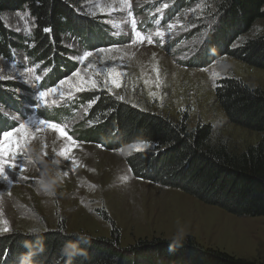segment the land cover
<instances>
[{"label": "rangeland", "instance_id": "rangeland-1", "mask_svg": "<svg viewBox=\"0 0 264 264\" xmlns=\"http://www.w3.org/2000/svg\"><path fill=\"white\" fill-rule=\"evenodd\" d=\"M71 2L80 20L70 30L73 33L64 23L61 40L67 53L61 56L33 55L35 20L29 9L3 15L7 28L20 37V44L18 51L0 56L1 92L9 95L0 98V144L5 132H14L21 124L28 126L31 138L16 158L18 167L7 169L11 182L0 181V229H11L0 231V238L29 234L32 227H39L41 233L65 231L108 238L116 229L121 245L128 247L140 239H171L183 227L184 238L191 236L205 248L264 264V216H234L179 190L134 177L127 158L151 147H105L95 132L89 135L94 123L87 118L94 102L81 100L84 95L106 92L135 108L175 121L188 117L190 127L209 124L213 139L224 142L232 152L257 145L264 135L229 123L216 101L215 89L220 80L229 77L264 89V70L222 54L221 14L216 3ZM86 23L92 30L84 36L82 25ZM136 31L145 39H138ZM261 35L264 19L233 47ZM87 52L92 55L83 59ZM57 57L65 63L62 73L52 76L46 89L37 88L35 70L46 63L56 64ZM40 92L49 95L41 99ZM72 99L76 103L69 101ZM42 120L57 124L64 134L42 126L37 130ZM12 141L14 148L24 138L17 135ZM31 147H43L44 159H59L61 169L68 173L54 199L36 191V166L25 159V150ZM65 152L67 158L56 155ZM5 161L12 163L9 156ZM20 166L26 170L20 171Z\"/></svg>", "mask_w": 264, "mask_h": 264}, {"label": "trees", "instance_id": "trees-1", "mask_svg": "<svg viewBox=\"0 0 264 264\" xmlns=\"http://www.w3.org/2000/svg\"><path fill=\"white\" fill-rule=\"evenodd\" d=\"M211 1L216 3L221 14L218 32L222 54L264 70V35L233 47L238 38L264 19V0ZM26 8L35 20L33 55L36 58L66 55L67 51L62 50L63 28L68 25L70 31L76 26V20H80L71 0H0V56L7 57L12 51H18L20 44V37L7 28L3 15ZM82 26L84 36L89 28L92 30L88 23ZM45 28L51 31L45 32ZM61 60L57 57L56 64L45 65L54 66L53 77L62 73L61 66L65 63ZM1 90L0 86V98L2 94L9 98ZM215 97L229 123L264 135L263 88L229 77L217 83ZM82 99L94 102L87 118L94 123L89 135L95 132L105 147L113 150L133 144L151 147L127 158L134 177L179 190L234 216H264V136L257 145L235 153L224 142L213 139V128L209 124L190 127L188 117L175 121L135 108L106 92L84 95ZM76 235L65 231L40 233L46 253L38 259L42 264H63L59 249ZM89 237L91 245L86 246V257L77 258L74 264H258L205 248L191 236L184 238L183 245L171 252L170 239L163 238L140 239L134 245L123 247L116 229L109 238ZM35 238L20 233L1 237L0 264H15L18 253L25 251L21 242Z\"/></svg>", "mask_w": 264, "mask_h": 264}, {"label": "clouds", "instance_id": "clouds-1", "mask_svg": "<svg viewBox=\"0 0 264 264\" xmlns=\"http://www.w3.org/2000/svg\"><path fill=\"white\" fill-rule=\"evenodd\" d=\"M55 151V150H54ZM57 156L62 153H56ZM45 152L43 147H31L25 150V159L29 164L36 166L38 176L36 179V191L49 198L54 199L57 196V190L60 188L68 173L60 167L61 161L57 158L51 160L44 159ZM125 180L128 177H124ZM29 234L36 238L28 241H22L21 247L25 251L18 253L15 258V264H42L38 259L46 253V245L40 236L41 229L32 227ZM185 229L179 227L169 241V251L181 247L184 241ZM91 245V238L84 233L77 234L74 240H66L59 249V257L62 258L63 264H74L77 258L86 257L87 247Z\"/></svg>", "mask_w": 264, "mask_h": 264}, {"label": "snow or ice", "instance_id": "snow-or-ice-1", "mask_svg": "<svg viewBox=\"0 0 264 264\" xmlns=\"http://www.w3.org/2000/svg\"><path fill=\"white\" fill-rule=\"evenodd\" d=\"M135 23V22H133ZM171 27V26H169ZM45 32H50L51 29L49 28H45L44 29ZM135 35L138 39H145V37H143L141 35V33L139 31L135 32ZM158 35L163 36V33H158ZM92 52H87L85 54V56L83 57V59H87V57L91 56ZM112 71V70H110ZM79 75V74H77ZM2 78V77H0ZM37 79H39V77H37ZM53 92H55L56 90L53 89ZM40 98L43 99L44 97H46L47 95H49L48 92H40L39 93ZM47 127V128H52V129H57L59 131H61V134L63 135V129L60 128V126H58L57 124H48L46 121H40V124L38 126L37 130H40V127ZM21 136L24 138V142L23 143H16L15 147L13 148L11 145L13 143L12 138L14 136ZM30 134H29V129L28 126L26 124H21L19 126V128H16L14 132H5L3 135V144H0V181L3 182H7L10 183V178H9V174L7 172V169L9 168H17L18 164L16 162V158L19 155L20 151L24 148V145L27 143L28 139H30ZM69 140H71V138H68ZM143 147H147V145H143ZM62 155H65V157L67 158V153H62ZM5 156H9L12 163H6L5 161ZM73 163H76L75 161H73ZM26 169L22 166H20V171H25ZM5 225H7V221L3 222ZM0 231L3 232H8L11 231V229L7 226H5L4 228L0 229Z\"/></svg>", "mask_w": 264, "mask_h": 264}]
</instances>
